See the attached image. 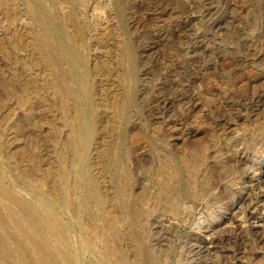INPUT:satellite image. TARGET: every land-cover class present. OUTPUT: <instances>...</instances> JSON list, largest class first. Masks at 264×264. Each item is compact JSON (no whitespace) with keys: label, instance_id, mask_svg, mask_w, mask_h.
<instances>
[{"label":"rangeland","instance_id":"rangeland-1","mask_svg":"<svg viewBox=\"0 0 264 264\" xmlns=\"http://www.w3.org/2000/svg\"><path fill=\"white\" fill-rule=\"evenodd\" d=\"M261 176L264 0H0V264H264Z\"/></svg>","mask_w":264,"mask_h":264},{"label":"bare ground","instance_id":"bare-ground-1","mask_svg":"<svg viewBox=\"0 0 264 264\" xmlns=\"http://www.w3.org/2000/svg\"><path fill=\"white\" fill-rule=\"evenodd\" d=\"M212 27H213V26H212ZM184 97H185V96H184ZM258 104H259V103H258ZM260 165H261V164H260ZM260 169H261V166H260ZM260 169H259V170H260ZM258 172H259V171H258ZM259 173H262V172L260 171ZM262 174H263V173H262ZM256 175H258V174H256ZM261 177H262V176H261ZM262 178H263V177H262ZM257 179H259V178H257ZM263 179H264V178H263ZM261 182H264V181H261ZM263 184H264V183H263ZM172 188H173V187H172ZM263 190H264V189H263ZM257 193H258V192H257ZM252 194H253V193H252ZM252 194H251V196L248 194V195L250 196V198L254 195V194H253V195H252ZM260 196L264 197V194L262 193ZM244 197H246V196H244ZM177 198H178V193H177V191H176L175 189L172 190V189L166 187V188L163 190V192L161 193V199H160V200H162L163 203H164L167 207H172V205L174 204V202H175V200H176ZM245 199L247 200V198H245ZM251 199H252V198H251ZM262 199H263V198H262ZM248 201H249V203H248V207H247V209H246L245 211H244V210H243V211L246 213V214H245V215H246L245 220L248 219V221H249V218H250V217H252V218L254 217V215H255L254 213H256L255 211H257V214H258V212H259V209H258V208L261 207V208L263 209L264 205H263V204L256 205V202L252 200V201L255 203V204H254L252 201L249 200V197H248ZM259 201H260V200H259ZM263 201H264V200H263ZM245 206H246V205H245ZM261 208H260V209H261ZM242 209H243V208H242ZM244 209H245V208H244ZM256 209H258V210H256ZM241 211H242V210H241ZM261 211H262V210H261ZM261 211H260V212H261ZM263 211H264V210H263ZM263 211H262V213H264ZM242 214H244V213L242 212ZM259 214H260V213H259ZM247 216H248L249 218H247ZM242 217H244V215H242ZM262 217H263V215H262ZM246 218H247V219H246ZM255 219H256V218H255ZM257 219H258V218H257ZM250 220H251V219H250ZM260 220H261V219H260ZM263 220H264V219H263ZM253 221H254V220H253ZM32 223H33L34 226H36V225H35V224H36V221H35V220L32 221ZM253 223H254V222H253ZM255 224H256V223H255ZM255 224H254V225L251 224L252 226L249 227V228H251V229L254 228L255 230H257L259 227H261V224H260V225H259V223H258L257 225H255ZM238 225H239V224H238ZM263 227H264V226H263ZM245 229H246V228H245ZM263 229H264V228H263ZM248 230H249V229H248ZM248 230H247V231H248ZM249 231H251V230H249ZM234 232H235V231H234ZM234 232H233V233H234ZM251 232H252V231H251ZM251 232H250V233H251ZM233 233H231V234H233ZM254 233H256V232L253 231V235H256V234H254ZM263 233H264L263 231H262V232H259L260 235L262 234V236H264ZM227 234H228V233H226V235H227ZM231 234H230V235H231ZM251 234H252V233H251ZM257 234H258V233H257ZM259 234H258V235H259ZM230 235H228V236H230ZM258 235H257V236H258ZM234 236H235V235H234ZM210 237H211V236H210ZM237 237H238V235H237ZM240 237H241V234H240ZM258 237H259V236H258ZM258 237H257V239H258ZM211 238H212V237H211ZM215 238H216V237L214 236L213 239L215 240ZM220 238H221V237H220ZM223 238H224V237H223ZM233 238H234V237H233ZM238 238H239V237H238ZM253 238H254V237H253ZM213 239H212V240H213ZM225 239H227V238H225ZM228 239H230V238L228 237ZM231 239H232V238H231ZM254 239H255V238H254ZM209 240H210V239H209ZM217 240H218V239H217ZM219 240H220V239H219ZM221 240H222V238H221ZM223 240H224V239H223ZM223 240H222V241H223ZM232 240H233V239H232ZM238 240H239V239H238ZM241 240H242V239H241ZM263 240H264V239H263ZM228 241H229V240H228ZM257 241H258V240H257ZM257 241H256V242H257ZM236 242H238V241H236ZM221 243H222V242H221ZM225 243H226V242H225ZM233 243H235V242H233ZM257 243H260V241L257 242ZM222 244H223V243H222ZM237 244H239V243H237ZM234 245H236V244H234ZM234 245H233V246H234ZM240 245H241V244H240ZM260 245H261V244H260ZM199 246H200V245H199ZM201 246H202V245H201ZM225 246H226V245H225ZM227 246H229V245H227ZM231 246H232V245H231ZM233 246H232V247H233ZM236 246H237V245H236ZM236 246H235V247H236ZM263 246H264V245H263ZM193 248H194V247H193ZM233 248H234V247H233ZM233 248H231V251H232ZM190 249H191V247H190ZM201 249H202V247H201ZM207 249H208V247H207ZM207 249L204 250V251H207ZM225 249H226V248H225ZM229 249H230V247H229ZM229 249H228V250H229ZM239 250H240V248H239V249L237 248V249L234 250V252H236V253H235L236 256L242 251V250H241V251H239ZM198 251H199V250H198ZM200 251H201V250H200ZM189 252H190V251H189ZM191 252H192V253H191L192 255L195 254V252H193V251H191ZM201 252H202V251H201ZM209 252H210V251H209ZM226 252H227V250H226ZM199 254H200V253H199ZM195 255H197V254H195ZM235 255H234V256H235ZM234 256H232V257H234Z\"/></svg>","mask_w":264,"mask_h":264}]
</instances>
